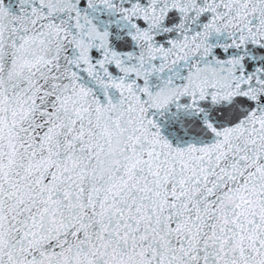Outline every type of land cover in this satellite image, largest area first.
<instances>
[{
    "label": "snow or ice",
    "instance_id": "snow-or-ice-1",
    "mask_svg": "<svg viewBox=\"0 0 264 264\" xmlns=\"http://www.w3.org/2000/svg\"><path fill=\"white\" fill-rule=\"evenodd\" d=\"M0 264H264V0H0Z\"/></svg>",
    "mask_w": 264,
    "mask_h": 264
}]
</instances>
